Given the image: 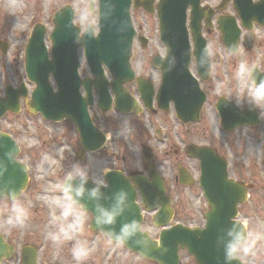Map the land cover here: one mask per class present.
Segmentation results:
<instances>
[{
  "label": "water",
  "instance_id": "1",
  "mask_svg": "<svg viewBox=\"0 0 264 264\" xmlns=\"http://www.w3.org/2000/svg\"><path fill=\"white\" fill-rule=\"evenodd\" d=\"M100 23L96 37H73L67 35L71 27L72 10L60 9L54 18L55 29L50 40L53 42L51 59L47 56L44 45L45 29L36 27L29 38L25 49V70L27 78L36 84L31 95V106L45 117L60 120L68 116L77 126L82 145L89 150H96L103 143L105 136L91 123L87 107L92 104L94 87L98 103L103 110L110 107L111 97L107 91L108 81L103 65L113 77L110 86L115 93L116 107L123 109L126 103V92L122 83L130 81L133 71L130 65L134 29L129 15L130 0H99ZM239 14L250 13V8L258 9L261 5L250 4V0H235ZM264 2V0L262 1ZM161 26V39L167 47L166 58H154V63L163 70V80L159 88V101L166 108L175 93L176 86L185 87L184 79L192 80L188 71L189 42L184 20H173L174 15H182L183 9H175L174 4L162 0L158 7ZM164 10V13H162ZM163 15V16H162ZM224 42L232 51L237 48L238 29L235 21L220 22ZM82 45L90 71L95 79H80L78 76L77 48ZM4 48V47H3ZM202 56V55H201ZM200 57L201 70L207 66L205 54ZM52 75L56 83V92L50 85ZM80 87L85 96L81 95ZM25 93V87L14 91L8 89L6 99L0 98V115L6 110L18 111L19 96ZM146 103L149 91H143ZM146 97V98H145ZM163 97V98H162ZM163 99V100H162ZM203 98H201L202 101ZM128 104L131 100L127 98ZM185 104L187 102L185 101ZM200 102L198 103V107ZM221 106L223 123L232 128L248 119L255 123L254 115L242 117L236 115L230 107ZM219 106V107H220ZM124 111V110H122ZM184 121L189 119L182 116ZM192 117L191 120H196ZM247 119V120H244ZM253 121V122H252ZM18 151L15 142L4 133H0V196L15 198L27 183L26 167L15 162L14 155ZM191 151L201 160L202 175L200 185L210 204L206 214V227L188 230L174 225L160 232L159 240L155 241L145 232L139 230L141 221L140 208L135 203L136 193L127 178L119 171H110L105 175L107 186L95 185L89 179H67L65 191L73 194L77 203L94 214L93 229H101L113 239L122 240L128 248L138 251L142 256L153 259L160 264H176L178 261L177 244L187 245L197 254L200 264H233V254L237 244L246 239L243 224L234 220L237 215V204L244 202L247 190L243 184L228 179L225 164L217 171L215 165L219 160L213 150L208 147L191 146ZM152 181L139 176L133 178L134 184L140 189L143 203L148 209L161 206L153 216L157 226L167 225L172 216L169 206L170 198L165 196L163 182L154 169H149ZM112 220H108V215ZM5 246L0 238V255Z\"/></svg>",
  "mask_w": 264,
  "mask_h": 264
},
{
  "label": "rangeland",
  "instance_id": "2",
  "mask_svg": "<svg viewBox=\"0 0 264 264\" xmlns=\"http://www.w3.org/2000/svg\"><path fill=\"white\" fill-rule=\"evenodd\" d=\"M64 1L35 0L40 10H43L38 19L57 2L61 4ZM212 1L214 5H218L222 0ZM2 3L10 10L23 6L21 0H2ZM21 15L17 18L18 35L10 41L12 47L7 54L0 52V92L5 84L17 85L21 81L27 83L29 90L32 88L26 80L23 67L24 53L21 45L24 42L22 30L26 17ZM149 37V45L145 48H141L138 42L135 44L136 54L142 58V62H135L139 69L145 64L151 67L149 57L154 51L161 49L157 33L151 32ZM211 43V48L222 58L220 63L213 65L211 83L215 86V91L223 93L224 80L227 79L225 64L231 60L223 51L220 37L216 36ZM81 58L83 59L82 55ZM237 61L238 57L235 59V62ZM83 70L84 74L88 72L85 67ZM232 75L239 78L237 86H240L243 77L237 71L232 72ZM233 98H236L235 95ZM95 109L92 107V111ZM107 115V118L98 119L100 128L106 131L109 137L105 149L83 154L81 160L77 157L80 147L78 135L69 120H45L39 114L27 110L24 104L19 114L8 115L0 120V127L12 132L17 138L21 146V160L30 167L29 185L26 191L22 192V196L17 198V203L0 200V233L9 234L10 238H13L12 230L17 226V239L20 237V241L33 243L38 238L49 241L53 237H59L66 246V255L75 262L74 264L94 263V258L92 262L88 259L104 255L105 247L100 249L96 245L99 240L91 239L94 236L88 237V234L91 235L88 228L90 215L83 216L81 209L72 204L70 195L61 190L62 183L69 174L81 177L82 173L83 176L98 181L108 169H141L143 154L140 144L150 147L155 155V166L165 181L167 194L172 199L171 205L176 210L171 223L203 221L201 213L206 209V205L201 190L197 185L182 187L174 178V150L180 139L177 133L179 125L173 113L142 115L139 118L114 112H107ZM218 122L217 114L208 105L202 122L196 125L197 130L189 133L191 128H187L188 125L185 124L180 128V137L198 144L213 143L211 134L227 157L230 175L246 184H252L249 199L239 207L238 219L245 224L249 233L248 240L238 247V256L244 264H264V134L247 127L226 134L220 130ZM151 215L152 213L145 212L142 229L155 237L157 229L151 222ZM56 224L60 226L59 231L55 229ZM77 228L80 229L78 233L75 232ZM85 237L91 242H87ZM108 245L109 243L106 247ZM113 249L111 259L114 264H156L139 260L136 254L120 244H116ZM109 259L110 257L106 261V256L103 257L102 264H109Z\"/></svg>",
  "mask_w": 264,
  "mask_h": 264
},
{
  "label": "flooded vegetation",
  "instance_id": "3",
  "mask_svg": "<svg viewBox=\"0 0 264 264\" xmlns=\"http://www.w3.org/2000/svg\"><path fill=\"white\" fill-rule=\"evenodd\" d=\"M12 1L17 2V0ZM253 1L257 3L260 0ZM183 2L187 4V8L185 11L187 23L193 18L195 22H198L200 24L201 34L205 37V45L207 46V50H209V58L213 68V65H216L222 61L221 56L211 48L212 39L216 36L219 37L217 20L220 17L222 19H225L226 15H231L235 17L239 22L233 8V0H229L223 5L217 6L213 4L212 0H183ZM21 3L23 4V6H20L19 9H17L16 7L14 10H10L9 8H6L2 3V0H0V39L4 41H11L18 35L16 31L17 18H19L20 16L18 15L21 14L22 17H26V19L24 20V28L22 30V33H24L25 42L28 35L30 34L31 27H33L36 21L45 24L47 35L51 34L54 28L53 19L55 12L59 7L65 4L71 5L73 9V26L75 27L76 34H78V36L85 35L87 27L92 28V32L94 34L98 32L99 9L97 0H65L61 4L57 2L51 7L48 12L45 13V15L43 16L44 18L41 17V19H38V17L39 14L43 13V10H40L35 0H26L25 3ZM158 3L159 0H132L131 12L133 21L136 24V37H138L139 35H145L147 38H149V34L151 32H157L159 34V18L156 12ZM191 4H193L194 7L193 14ZM41 20L45 21L42 22ZM192 37L193 36L191 34V38ZM222 47L224 53L231 60V62L229 61L225 64L227 67L225 72V74L227 75V79L224 80L225 91L223 93L215 91V86L211 83V70H209V74L206 75L205 79L201 78L197 69L195 58L193 55L191 56L190 70L192 74L198 79L200 89L205 95V100L203 101V104L198 111L199 121L189 122L186 124V126L188 125L187 128H191L189 133L197 130L196 125L202 122L204 114H206L208 105H210L211 108H215L219 103L221 97H224V101H227L228 104H236L237 109L241 114L246 115L250 112L254 113L257 118V125L254 130H259L260 132H262V134H264V25L256 22L254 23L251 30H247L246 28L241 27L240 46L238 52L235 55L230 54L223 45ZM7 52L3 54H7ZM159 54H164L163 48H161ZM236 57H238L237 62H235ZM137 61L142 62V58L139 55L136 56L134 54L132 58L133 64H135V62ZM135 70L136 76L145 77L151 81L153 90L156 92L161 78L160 70L158 68H154L153 71H151V69L147 68L146 64L143 65L140 69L136 67ZM231 71H237L240 76L243 77V81L240 79L243 85L241 84L240 86H237L239 78H234ZM125 88L131 95L135 96L141 104L136 80L126 84ZM192 95L194 101L199 100L202 96L201 92H198L196 90ZM233 95H235L236 98H233ZM152 106L153 107L151 109H148L141 104L142 110L140 113L143 112L148 115H156L157 113L166 114V111L157 107L155 98L153 99ZM96 109L99 110L97 106ZM177 123L179 125L177 133L179 134L180 145L177 149H175L176 170L178 171L179 168H182L186 173L187 171L189 172L190 177L192 175L193 178H196L200 172L199 160L189 156L186 147L189 141L187 140V138L185 139L182 137L181 139L180 137L182 136V134L180 133V128L184 125L180 120H178ZM0 131H4V129L0 127ZM10 134L15 137L12 132H10ZM211 139L213 140L211 146L217 153L223 156L224 154L221 147L216 144L215 140L212 137ZM122 171L126 176H131L138 172H142V170H134L126 167H123ZM175 179L177 183L180 184L181 178L178 174L175 176ZM100 183L104 184L103 179L100 181ZM0 200L11 204L17 203V198L15 200H9L5 197H1ZM14 210H16V208ZM86 214L90 215L91 219V214L83 211V216H85ZM189 226H203V223H192ZM55 229L56 231H59L60 226L56 224ZM12 231L13 234L11 236H13V238H10L9 234L4 235L3 233H1L5 241L9 244L11 251H9L8 256H5L2 260H0V264L75 263L74 261H71L66 255V246L62 243L59 237L57 239L53 237L51 240H49L51 243H49V241L43 240V238H41V240H39L38 238L37 241L34 240L33 243H28L27 241H20V237H18L17 239V226ZM79 231L80 229L77 228L75 232L78 233ZM24 247L28 248L29 251H33V255H30L27 252H23ZM91 255H88V257H90ZM179 255L180 261L178 264H197L195 256L190 254L187 248H180ZM101 256L102 255H99V257H90L88 259L89 262H92V259L94 258V263L87 264L104 263L103 260H101ZM111 257L112 256H110L109 264H114L112 263ZM184 260H186L187 262H183Z\"/></svg>",
  "mask_w": 264,
  "mask_h": 264
},
{
  "label": "clouds",
  "instance_id": "4",
  "mask_svg": "<svg viewBox=\"0 0 264 264\" xmlns=\"http://www.w3.org/2000/svg\"><path fill=\"white\" fill-rule=\"evenodd\" d=\"M69 175H71V174H69ZM80 175H81V176H83V174H82V173H81ZM108 220H109V221H111V220H112V216H111L110 214L108 215ZM118 239H119V238H118Z\"/></svg>",
  "mask_w": 264,
  "mask_h": 264
}]
</instances>
